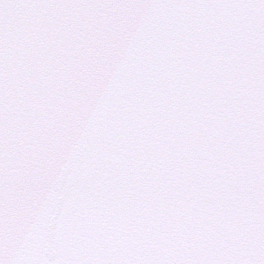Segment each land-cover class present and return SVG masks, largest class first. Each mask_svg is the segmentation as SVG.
<instances>
[{"label": "snow or ice", "instance_id": "1", "mask_svg": "<svg viewBox=\"0 0 264 264\" xmlns=\"http://www.w3.org/2000/svg\"><path fill=\"white\" fill-rule=\"evenodd\" d=\"M0 264H264V0H0Z\"/></svg>", "mask_w": 264, "mask_h": 264}]
</instances>
